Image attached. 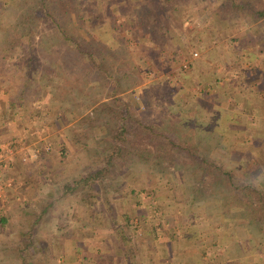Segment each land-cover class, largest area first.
<instances>
[{
    "label": "rangeland",
    "instance_id": "1",
    "mask_svg": "<svg viewBox=\"0 0 264 264\" xmlns=\"http://www.w3.org/2000/svg\"><path fill=\"white\" fill-rule=\"evenodd\" d=\"M174 1L180 4L178 11L165 4H161L163 6L160 8L154 7L150 0H11V6L16 8L19 2V7L9 21L15 22L17 19L16 26L19 29L15 33V48L13 52L10 51L8 69L1 66L0 76H5L4 80L8 81L10 89L20 86L21 80L25 78L37 79L27 90V97L20 101L28 111L35 112L34 120L37 125L42 129L48 128V135L52 137V143L48 141L52 153H48L54 155V161L57 160L54 168L62 166L59 165L60 159L64 160L66 157L75 162L74 164L71 160L73 163L66 165V169L70 171L75 168H80V172L92 170L94 166L84 164L92 161H96L95 166L101 164L99 159L110 150L108 125L111 122L104 124L108 114L105 108L92 117L93 109L105 102L108 103L106 108L117 111L121 108L120 104L111 101L116 98L122 103H128L132 112L140 113L145 121L153 124L165 120L167 117L163 116L167 107H173L174 104L181 113L188 112V118L192 117L189 119L192 129L194 124L210 118L208 123L213 134L219 137L221 147L213 141L214 146L208 155L245 182L255 184L263 180L264 115L249 113L251 121L247 126L242 123L245 119L231 110L240 101L237 97L242 94L244 96L242 91L246 87L253 88L261 82V88L264 89V16L260 19L252 18L244 10L232 9L230 2L226 0ZM248 1L256 7L264 8V0ZM162 7L164 8L161 9ZM218 7L222 13L220 17L212 13ZM152 27H156V31ZM56 28L74 38L81 50H91L94 64L85 52H75L72 42L56 36ZM27 29L32 32L29 37L25 34ZM144 30L151 33L149 38L143 35ZM233 30L238 32L229 35ZM24 37H28L30 42ZM145 38L152 41L154 46L144 44L147 42ZM218 42L229 48V54L224 55L217 50L219 59L211 61L214 74H218L214 75L211 71V75H207L215 83L214 88H209L214 89L209 91L214 94L211 101L206 96L207 92L204 93L199 86L201 81H198L197 86L193 84L196 83L197 76L192 70L205 66V50ZM242 44H248V49H238ZM248 50H252V53H248ZM192 52L197 53L193 59ZM220 54L224 59H220ZM29 56L31 57L28 58ZM183 64H186L185 68ZM46 70H50V75ZM44 72L46 76L41 74ZM40 76L45 79L42 81ZM148 84H151L150 88L146 89ZM76 86L80 91L78 89V93L73 94ZM110 92L112 97L108 96ZM229 93L232 95H228ZM226 95L231 100L229 105H226ZM235 99V104H232ZM74 115L76 117L71 119ZM243 124L246 129L242 128ZM71 126L78 127L77 133L82 135L78 143L72 141L70 133L66 131ZM186 130H181L180 133L186 135L188 129ZM193 134L191 132L188 137L190 142H193ZM86 149L88 150L85 151ZM62 150L63 154L60 153ZM45 157H48L47 154ZM42 159L43 157L40 161ZM74 176L59 180L58 184L66 185ZM151 176L144 165L135 163L117 177L115 182L118 189L109 188L101 202L111 204L113 213L116 214L123 211V204L125 206L130 203L132 210L141 209L142 213L133 211V221L138 214L144 213L150 219L162 211L164 219L159 223L165 222L162 227L165 237L171 234L168 230L172 231V227L166 223L173 225L175 221L176 232L177 229L185 228L186 218L190 216L196 222L193 224L195 227H189V231L200 225L203 230L205 228V232L221 233V239L225 241L227 248L229 246L227 250H221L222 245L219 248L220 254L228 256L226 264H264V253L257 251V239L253 234H249L246 251L242 242L236 243L242 249V252H238L231 247L235 238L231 233V221L217 214L204 218V205L193 206V203L182 200L184 191L180 184L183 183L177 173L176 185L170 188L168 184L152 182ZM54 187L55 185H49L48 188ZM129 189L132 190L131 194ZM65 194H70L74 203L77 202L76 196L66 191ZM99 204L100 200L95 199V207ZM117 205L121 211L117 210ZM142 206H149L148 210L142 209ZM236 233L243 238L247 231ZM7 246L10 254H0V264L32 262L34 254H29L30 251L15 254L12 247L17 245L7 243ZM235 254L246 256H241L240 259Z\"/></svg>",
    "mask_w": 264,
    "mask_h": 264
},
{
    "label": "trees",
    "instance_id": "2",
    "mask_svg": "<svg viewBox=\"0 0 264 264\" xmlns=\"http://www.w3.org/2000/svg\"><path fill=\"white\" fill-rule=\"evenodd\" d=\"M226 1L230 2L232 9L244 10V12L252 15V18L260 19L264 16V8L261 6L256 7L249 3L248 0ZM176 3L177 1L174 0H150V4L154 7L159 6L160 8L163 6L161 4H165L168 8L178 11L180 4ZM11 5V0H0V67L2 66L6 69H8L7 63L11 60L10 51L13 52L16 45L14 43V41H17L15 33L19 29V27L17 28V19L15 22L9 21V18L13 17L12 14L16 13L19 2L16 8ZM214 13L219 17L222 16L219 7ZM55 31V35L59 38L62 37L64 40L67 39L72 42V49L75 52L84 53L86 51L80 49L74 38L68 37L67 34L57 28ZM25 34L28 36L32 32L27 29ZM24 38L30 42L26 37ZM89 51L85 52V54L91 63H93L92 52L91 50ZM28 64L29 61L27 60ZM46 73L50 75V70H46ZM41 74L46 76L45 72ZM4 78V75L0 76V88L5 92V103L9 107L24 105L20 99L27 97V90L34 85L37 79L25 78L21 80L20 86L10 89L8 81L4 80ZM39 78L42 81L45 79L41 76ZM150 85H146L145 88L149 89ZM78 89L80 91V88L76 86L73 94H77ZM108 96L112 97L111 92ZM111 101L120 104L121 108L114 111L111 108H106L108 107V103L101 102L93 109L92 115V117L97 115L104 108L105 111H108L106 112L108 114H106L107 119L104 124L108 125L109 121L111 122V125H108L109 137L111 139L109 153L103 154L104 156L99 159L101 164L97 166L94 165L96 161L84 163L94 166L93 169L85 170L80 172L78 176H74L65 185L64 189L66 192H70L73 196L77 197V203L89 207L92 213L97 207H95V199L100 200L101 213L107 219L108 226H112L113 234L119 236V240L124 244L122 245L125 252L134 254L138 244H136V241H140L144 243L146 254H155L157 248L156 240H154V228L159 224L161 219H164L161 209L159 215L150 219L146 218L144 214H142L143 217L141 219V215L138 214L135 221H132L134 214L130 216L127 213H122L124 223L121 227H116L114 225L115 212L113 213L111 204L104 201L101 202L102 197H104L109 188L118 189V184L115 182L117 177L128 171L135 163H138L144 165L148 174L152 175L150 177L153 179L152 182L162 183L163 185L168 184L169 188L176 185L175 174L177 173L183 183L180 184L184 191L182 192L184 195V199L182 200L190 204L193 203V206L204 205L202 211L204 218L217 214L223 218L225 217L227 221H231V233L233 236L235 235V238L232 237L233 243H231L233 249L242 252V249H239V246L236 244L237 242H242L244 244V251H246L249 246V234H253L257 239V251L264 253V178L260 183L245 182L231 170H227L222 165L216 163L208 155L214 146L213 141L217 146L221 147L219 137L213 134L211 126L208 123L210 118L205 122L196 121L198 123L194 124V128L192 129V123L189 120L192 117L188 118L190 117L187 114L188 112L181 113V110L177 109L174 104L173 107H167L166 113L163 116V118L167 117L165 120L161 123L153 124L145 121L140 113L138 114L136 111L132 112L133 110L128 107V103H122L116 98H112ZM74 117L76 115L71 119H74ZM195 120L197 119L195 118ZM77 128L75 126L66 128L68 134L70 133L71 140L76 143L80 142V138L82 137V135L77 133ZM186 129H188V133H186L188 136L180 133L181 130ZM191 132L192 134L195 132L194 136L191 137L193 142H190V139H188ZM41 152L44 153V151ZM147 180H149V177ZM128 192L131 194L132 190L129 189ZM37 204H41V201H37ZM19 214L27 215L21 211ZM189 219H191L190 216L186 218L187 221ZM138 227L140 231H138ZM21 228L25 229L24 224ZM31 229L32 224L25 232H18L21 243L13 247L15 254H22V251L24 253L28 252L29 242L27 239H29V234L27 231ZM124 230H127V232H124ZM245 230L247 234L243 237L244 239L239 236V233H236H245ZM181 231L184 234L186 229L177 230L175 236L177 237ZM210 245L213 246L214 243H200L196 249L201 254H207L205 249ZM30 246L34 247L32 243H30ZM235 256L241 257L246 256V254H235ZM37 260L38 263L41 262L39 258ZM151 261L150 259V263ZM181 264H190V260L183 261Z\"/></svg>",
    "mask_w": 264,
    "mask_h": 264
},
{
    "label": "crops",
    "instance_id": "3",
    "mask_svg": "<svg viewBox=\"0 0 264 264\" xmlns=\"http://www.w3.org/2000/svg\"><path fill=\"white\" fill-rule=\"evenodd\" d=\"M212 13L215 14L214 12ZM212 13L211 15L213 16ZM220 23L221 25L223 24V22ZM147 28L149 29V27ZM152 28L155 31L157 29L156 27ZM150 31L153 33L152 29ZM236 32L238 31L233 30L229 32V35ZM151 33L149 30L143 31V35L147 38H149L148 36ZM145 40L147 42H144V44L154 46L152 41L146 38ZM247 46L248 44H242L238 46V49L246 47L247 50ZM217 50H220L221 54H229L227 46L223 47L219 42L217 44L214 43L205 50V66L203 65L199 70L195 68L192 70L195 73V77L197 76L196 83L193 84L197 86L198 81H201L199 86L204 93L207 92L206 96L211 101H213L214 94L212 95L211 93L213 92L210 93L209 91H214V89L209 88H214L215 83L213 82L214 79H209L210 76L207 75H211V71L214 74V69L212 70L211 68V61L219 59V51ZM248 53H252V50H248ZM221 54L220 57L222 58L220 59H224ZM227 62L229 61L227 60ZM243 76L247 78V75L244 74ZM260 83H257L253 88L246 87L242 91L244 96L242 94L237 97V100L240 101L234 105L235 109L231 110L234 111L232 113H235L241 119H245L242 123H246L245 125L247 126L248 124L250 125L251 121L250 116H248L249 113L256 116L264 115V89L261 88ZM228 95L232 94L229 93ZM224 98L226 105H229V101H231L229 96ZM235 102L236 99L232 104H235ZM227 107L229 108V106ZM249 108H251L250 111ZM34 113L33 111H28L22 105L9 107L5 103V92L0 88V148H4L8 143L12 142L24 145V149L21 152L8 156V171L14 180V184L11 189L7 190L8 206H0V254H10L7 243L11 245L20 244L18 232H25L32 224V229L27 231L29 234V239H27L29 242L28 252L30 251L29 254H34L32 256L33 261L30 264H181V262L186 260H190V264L227 263L226 261L229 260L227 259L228 256L219 252L220 245H222L221 250H227V244L221 239V233L205 232V228L203 230V226L200 225H196V228H191V231H189V227L196 222L192 219L186 221L184 234L181 231L182 233L180 232L177 237L175 236L177 234L175 232L176 226H174L176 225L175 221H173V225L166 223L167 226L172 227V231L168 230L171 234L167 237L162 234V227H164L165 222H162L163 224L159 223L154 228V240H156L157 248L155 254H146L144 243L140 241H136V244H138L134 254L125 252L123 250L124 244L119 240V236L113 234L112 226H108L107 219L101 213L100 205H97L92 213L89 207L77 202L74 203V198L71 199L70 194H65V185L58 184L59 180L80 174V168H75L71 171L68 168L66 169L68 163L74 162L72 158L60 159L59 165L62 166L54 168L57 160L54 161V155L50 154L52 151L44 153L40 151L37 161L23 157V155L29 153L31 148H41L44 142H51L52 137H49L50 134L48 135V128L44 127L42 129L37 125L34 120ZM245 125L242 126L243 129H246ZM60 153L63 154V150ZM43 154L45 156L47 154L48 157L44 158ZM42 157L43 159L40 161ZM49 185H55V187L48 188ZM41 198L44 201L41 204H37V201H41ZM148 207L142 206V209L148 210ZM118 208L119 205H117V210ZM20 211L27 215L19 214ZM118 211L121 210L119 209ZM133 211L136 213L139 210H132L130 203L125 204V206L123 204V213L132 216L134 214ZM122 212L115 213L114 225L116 227H121L124 223ZM139 212L142 213L143 211L140 209ZM142 217L141 215V219ZM23 224L25 229L21 228ZM193 226L195 227V225ZM138 231H140L139 228ZM124 232H127V230H124ZM211 242L214 245H210L205 249L207 254H201L197 251L196 247L198 244ZM30 243L33 244V248ZM182 246L183 248L181 249ZM37 258L40 259V263H38ZM233 258L236 257L234 256ZM237 258L241 259V257ZM150 259L152 260L151 263Z\"/></svg>",
    "mask_w": 264,
    "mask_h": 264
},
{
    "label": "built area",
    "instance_id": "4",
    "mask_svg": "<svg viewBox=\"0 0 264 264\" xmlns=\"http://www.w3.org/2000/svg\"><path fill=\"white\" fill-rule=\"evenodd\" d=\"M197 56L196 52L191 53V58H195ZM183 68L186 67V64L182 65ZM24 149L23 144H16V143H8L4 148H0V206H8L7 202V190L11 189L14 184L13 178L9 175V167H8V161L10 154L21 152ZM51 144L50 142H44L41 148L39 147H33L29 151V153L23 155V157L32 159V160H38V157L40 155V151H50ZM9 154V155H8Z\"/></svg>",
    "mask_w": 264,
    "mask_h": 264
}]
</instances>
